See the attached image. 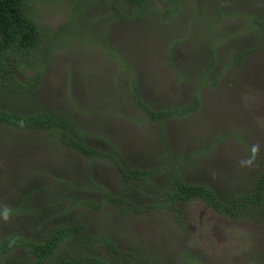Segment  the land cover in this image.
<instances>
[{
	"label": "rangeland",
	"instance_id": "1",
	"mask_svg": "<svg viewBox=\"0 0 264 264\" xmlns=\"http://www.w3.org/2000/svg\"><path fill=\"white\" fill-rule=\"evenodd\" d=\"M25 1L46 45L27 65L11 62L19 82L34 70L38 78L25 95L0 87V108L63 111L75 138L123 169L157 171L127 180L108 157L86 158L54 132L0 122V240L18 234L41 241L52 227L71 223L104 234L127 254L139 252L141 264H259L263 218L220 215L199 199L175 209L145 207L160 197L151 183L160 188L170 180L161 169L165 157L181 180L206 185L222 200L247 190L264 165V26L256 29L252 19L263 16L264 0H173L168 9L146 0L145 11L113 0ZM192 95L195 110L157 121L134 99L159 110ZM257 142L259 167H240ZM105 194L143 210L120 211L110 200L99 209L81 204ZM93 252L103 253L98 245ZM31 258L14 247L0 264Z\"/></svg>",
	"mask_w": 264,
	"mask_h": 264
},
{
	"label": "trees",
	"instance_id": "2",
	"mask_svg": "<svg viewBox=\"0 0 264 264\" xmlns=\"http://www.w3.org/2000/svg\"><path fill=\"white\" fill-rule=\"evenodd\" d=\"M113 1L131 4L141 11H145L146 0ZM162 2L166 9L172 4L174 5L173 0H162ZM26 4L25 0H0V87L24 95L28 94L36 84L39 71L34 70L25 78L26 82L23 80L19 82L14 74L16 67L11 62L16 58L24 61V65H27L29 56L33 53L37 56V53L43 51L46 45L42 27L38 26L26 12ZM252 19L256 29L264 26V14ZM261 37L264 40V29H262ZM242 55L240 53L233 55L229 62L231 64L239 62V57ZM214 82L215 80L212 83ZM134 99L144 116L155 121L172 115H184L195 110L198 105L196 95H192L188 101L175 108L159 110L146 106L135 97ZM0 122L18 128H41L54 132L62 144L70 146L86 158L108 157L121 176L127 180L133 177L145 180L157 171V169H123L113 156L75 138L73 123L63 111L37 109L32 114H21L0 108ZM171 164H173L172 167ZM175 165V162L171 163L170 159L165 157L161 169H166L164 173L170 176V180L168 184L160 188L157 184H154L156 186L154 187L151 183L153 193L159 194L160 197L153 198L154 202L146 206L145 209L160 207L175 209L177 203L199 199L220 215L242 218L250 216L251 213L254 218H263L264 220V210L259 207L264 206V165L253 176L247 190L236 193L228 200L219 199L216 193L206 185L181 180L175 175ZM105 200L112 201L120 211L138 212L143 210V207L137 206L127 198L113 197L109 194H105L104 199L98 202L84 199L81 204L86 205L87 209H99ZM96 245L100 246L103 253L93 252ZM14 247L30 252L32 258L27 264H141L140 258H142L141 255H138L139 252L127 254L125 251H120L113 241L102 233L92 234L86 232L84 226L71 223L52 227L47 232L46 238L41 241H33L18 234L5 236L0 240V257ZM56 258L58 261L53 263ZM259 264H264V252Z\"/></svg>",
	"mask_w": 264,
	"mask_h": 264
},
{
	"label": "clouds",
	"instance_id": "3",
	"mask_svg": "<svg viewBox=\"0 0 264 264\" xmlns=\"http://www.w3.org/2000/svg\"><path fill=\"white\" fill-rule=\"evenodd\" d=\"M261 145L260 143L252 144L249 149V154L238 160V165L242 168L254 169L259 167L258 156L260 155ZM10 207L5 205L3 211V217L5 220L9 219Z\"/></svg>",
	"mask_w": 264,
	"mask_h": 264
}]
</instances>
